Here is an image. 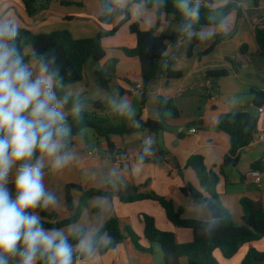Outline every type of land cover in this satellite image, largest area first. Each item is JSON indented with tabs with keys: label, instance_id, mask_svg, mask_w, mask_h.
<instances>
[{
	"label": "crops",
	"instance_id": "crops-1",
	"mask_svg": "<svg viewBox=\"0 0 264 264\" xmlns=\"http://www.w3.org/2000/svg\"><path fill=\"white\" fill-rule=\"evenodd\" d=\"M168 1L173 5L171 11L161 9L157 14L149 0L142 14L137 15L135 4L139 2L130 0L127 8H118L110 17H105L103 0H37L40 10L34 15L28 13L24 0H0V7L10 6L20 29H28L35 34L67 30L74 38L83 39L119 26L115 35L103 39L105 57L98 62H87L82 80L69 85L70 90L81 94L85 111H94L92 102H101L104 110H95L97 114H113L107 103V98L113 94L129 100L133 115H119L129 126L138 125L136 118L141 113L145 120H159L160 96L172 99L180 110V116L167 121L166 128L157 133L142 130L126 136L114 135L108 140L86 129L74 137L70 147L73 161L59 172L46 170V187L56 195L57 204L48 210H36L43 221L52 222L43 217L42 212L57 211L61 217L65 216L68 185L112 193V198L105 197L103 208L99 206L102 196L90 198L80 220L60 229L69 235L77 227L100 230L110 218L117 217L123 235L124 228L131 227L140 237L141 247L146 250L137 249L131 238L126 237L116 248L104 254L98 252L94 259L81 264H164L161 246L144 238L142 216L153 217L160 230L176 235L178 243L191 242L192 230L174 226L157 200L125 203L120 197L134 193L133 188L136 187L138 193H154L174 200L177 207L184 208L186 218L211 221L212 213L201 201L181 192L187 184L202 191L195 171L187 166L188 159L201 155L207 168L220 174L224 157L231 148L230 135L216 128L224 113L249 112L258 118L259 132H264V112L260 113L254 106L255 98L264 93V57L260 55L255 36L256 29L264 26V0H259L258 4L254 0H228L227 3L238 5L242 15L239 17L237 11L228 15L229 33L234 27L237 29L231 38L217 43V37L223 34L215 35L207 42H196L194 37L188 40L181 35L179 28L184 17L174 7L173 1ZM102 17L107 21H101ZM133 24H138L143 31L153 30L155 35L177 36V41L168 46L160 60L164 73L145 89V103L140 59L126 53L127 49L132 50L137 45V37L130 29ZM31 49V46L25 47V55H29ZM168 68L181 75L168 77ZM221 69H226L228 75L220 78L208 75L210 71ZM97 71L106 73L109 80L107 88L98 84ZM140 84L142 89L138 90ZM192 129L196 131L191 132ZM109 141L113 144V151ZM256 161H261V169H252L251 164ZM257 177L263 184L264 142L259 141L256 135L241 152L238 165L228 167L225 174H220L217 186L220 201L238 224L244 223L240 207L243 198L260 201L264 206V189L261 183H257ZM82 194V191L71 190L74 205H78ZM203 195L210 198L207 193L203 192ZM256 245L264 248V238L244 244L240 250L243 249L247 255L250 247L255 248ZM214 255L221 264L224 259L230 260L219 250ZM239 262L238 259L235 264ZM180 264H188V259L180 258Z\"/></svg>",
	"mask_w": 264,
	"mask_h": 264
},
{
	"label": "clouds",
	"instance_id": "clouds-1",
	"mask_svg": "<svg viewBox=\"0 0 264 264\" xmlns=\"http://www.w3.org/2000/svg\"><path fill=\"white\" fill-rule=\"evenodd\" d=\"M228 0H173L184 17L179 33L191 40H211L229 33ZM130 0H103L102 10L110 17ZM149 0L135 4L142 14ZM167 0H151L157 14ZM202 9H207L208 26L200 27ZM20 23L9 5L0 7V264H81L96 257L112 237L98 229L77 227L71 234L46 229L37 209L57 204L56 195L46 187V170L59 172L74 159L70 148L73 125L84 119L85 101L70 90L65 69L55 50L32 48L25 55L21 46ZM111 111L131 116L127 98H107ZM105 197L99 198L103 208ZM215 222L205 227L210 232ZM70 241H74L70 242Z\"/></svg>",
	"mask_w": 264,
	"mask_h": 264
},
{
	"label": "trees",
	"instance_id": "trees-1",
	"mask_svg": "<svg viewBox=\"0 0 264 264\" xmlns=\"http://www.w3.org/2000/svg\"><path fill=\"white\" fill-rule=\"evenodd\" d=\"M49 1V0H47ZM139 2V0H134ZM173 1V0H171ZM257 4L259 0H254ZM26 9L30 15L36 14L40 7H37V0H24ZM45 7V6H43ZM173 5L167 0L165 10L171 11ZM121 10H118L119 12ZM224 11L229 15L233 11L238 12L241 17L242 12L236 3H227ZM101 21H107L105 17ZM207 9H202L200 21L195 27L199 29L208 25ZM118 27L111 31H100L95 36L83 39H76L67 30H58L49 34H35L28 29L21 30V46L25 48L31 46L44 52L46 50H55L62 67L71 68L72 71L65 77L66 83L71 85L82 80L84 66L87 62H98L102 60L106 51L103 46V39L113 36L118 31ZM131 32L137 37V45L132 50H126L130 56H136L141 62V72L143 81V98L145 103V89L148 84L160 74L164 73L160 60L164 57L168 46L177 41L175 35H155L154 31H143L138 24L130 27ZM234 32L217 37L216 43L224 39L231 38ZM256 42L260 49V55L264 57V26L258 27L255 31ZM194 40L199 41L194 37ZM216 43L214 45H216ZM212 46V48L214 47ZM168 77H178L180 72H175L171 68L166 70ZM97 82L100 86L107 88L109 80L106 73L97 71ZM208 75L214 78L225 77L228 75L226 69L214 70L208 72ZM258 94V92H256ZM82 97V96H81ZM95 110H104L101 102H92ZM158 108L160 112L159 120L143 119L142 113L136 118L137 126H129L117 113L111 115H100L94 111H84L82 124L73 125V136L70 147L74 143V137L80 135L86 129H92L99 137L110 139L114 135L126 136L133 133L148 130L150 132H160L166 128L167 121L180 116V110L172 99H166L160 96L158 99ZM216 128L230 135L231 148L225 155L221 166L220 174H225L228 167H235L240 161L241 152L247 148L259 132V120L249 112H227L221 115ZM110 150L113 151V144L109 141ZM144 161L147 159L143 158ZM261 161L251 164L252 169H261ZM187 166L192 168L200 181L202 191L197 190L191 184L181 188L184 196L193 198L195 201H201L212 213L211 221H202L184 217V208L177 207L174 200L157 196L154 193H138V188L134 187V193L121 196L120 199L125 202H135L138 200L153 199L157 200L166 212L168 220L176 227L190 229L193 232V239L188 243H178L176 235L170 231L160 230L155 223V219L148 215H143L144 238L150 243H158L162 248L164 264H180V258L186 257L188 264H221L215 257V251L219 250L222 255L229 259L239 251L244 244H252L264 238V206L260 201H253L249 198H243L241 205L243 209V224H237L227 208L224 207L217 193V186L220 182V174L207 168L204 157L193 155L187 161ZM264 189V180H263ZM82 191V197L78 205H74L71 196V190ZM207 193L210 198H204ZM94 196L112 198L113 194L101 190H84L78 185H68L66 187L67 208L65 216L57 211L46 213L42 216L52 222L43 221L46 229L63 228L77 223L87 207L88 201ZM215 222V226L210 232H205L207 225ZM125 235L122 233L120 220L117 217L110 218L107 223L99 230L101 234L107 233L112 237L113 243L107 248H101L100 254H104L116 246L126 237L131 238L137 249L146 251L141 247L140 237L135 231L126 226ZM73 242L74 241H70ZM264 262V251L260 252L253 246L250 247L242 264H259Z\"/></svg>",
	"mask_w": 264,
	"mask_h": 264
},
{
	"label": "rangeland",
	"instance_id": "rangeland-1",
	"mask_svg": "<svg viewBox=\"0 0 264 264\" xmlns=\"http://www.w3.org/2000/svg\"><path fill=\"white\" fill-rule=\"evenodd\" d=\"M237 28L236 27H234V29L231 31V32H234L235 30H236ZM88 131H93L92 129H88ZM218 193V192H217ZM220 197V196H219ZM240 207H241V210H242V205H240ZM234 217H232V219H233ZM233 221H234V219H233ZM235 222V221H234ZM235 223H237V222H235ZM238 224V223H237ZM257 247V248H256ZM256 250H258V251H260V252H263L264 251V248H263V246H261V245H256ZM241 248V247H240ZM245 252H244V250L242 249V250H240L239 249V251L237 252V254H235L232 258H230V260H225L224 259V261H223V264H235V262L239 259L240 260V264H242V262L244 261V259H245V257H246V255L244 254ZM216 257V256H215Z\"/></svg>",
	"mask_w": 264,
	"mask_h": 264
},
{
	"label": "built area",
	"instance_id": "built-area-1",
	"mask_svg": "<svg viewBox=\"0 0 264 264\" xmlns=\"http://www.w3.org/2000/svg\"><path fill=\"white\" fill-rule=\"evenodd\" d=\"M137 89L138 90H141L142 89V85L140 84V85H138L137 86ZM258 111L260 112V113H263L264 112V105L263 106H261V107H258ZM196 130L195 129H192L191 130V132H195ZM257 139L259 140V141H261V142H264V132H259L258 134H257ZM262 180L259 178V177H257V183L258 184H262V182H261Z\"/></svg>",
	"mask_w": 264,
	"mask_h": 264
},
{
	"label": "water",
	"instance_id": "water-1",
	"mask_svg": "<svg viewBox=\"0 0 264 264\" xmlns=\"http://www.w3.org/2000/svg\"><path fill=\"white\" fill-rule=\"evenodd\" d=\"M264 105V93L257 96L254 100V106L261 107Z\"/></svg>",
	"mask_w": 264,
	"mask_h": 264
}]
</instances>
